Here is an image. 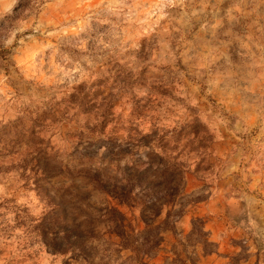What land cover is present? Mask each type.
<instances>
[{
    "label": "clouds",
    "instance_id": "clouds-1",
    "mask_svg": "<svg viewBox=\"0 0 264 264\" xmlns=\"http://www.w3.org/2000/svg\"><path fill=\"white\" fill-rule=\"evenodd\" d=\"M0 264H264V0H0Z\"/></svg>",
    "mask_w": 264,
    "mask_h": 264
}]
</instances>
